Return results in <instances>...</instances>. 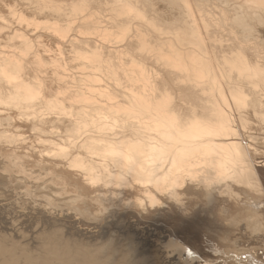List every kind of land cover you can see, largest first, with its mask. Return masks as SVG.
Here are the masks:
<instances>
[{
	"label": "bare ground",
	"instance_id": "obj_1",
	"mask_svg": "<svg viewBox=\"0 0 264 264\" xmlns=\"http://www.w3.org/2000/svg\"><path fill=\"white\" fill-rule=\"evenodd\" d=\"M188 1L162 29L141 0H0L6 177L99 228L64 227L65 264L264 260V0Z\"/></svg>",
	"mask_w": 264,
	"mask_h": 264
},
{
	"label": "rangeland",
	"instance_id": "obj_2",
	"mask_svg": "<svg viewBox=\"0 0 264 264\" xmlns=\"http://www.w3.org/2000/svg\"><path fill=\"white\" fill-rule=\"evenodd\" d=\"M141 1L143 2V6L150 5L151 8H153L155 10L156 15H146V17H147L148 22H150L152 24V26L156 27V28L161 27L163 29L165 25H169L170 23L175 22V20L179 17V15L183 14L181 12H183L184 7L181 4H179L182 2V0H176L177 1L176 3L171 2V1H175V0H141ZM163 1H166V2H163ZM190 1L191 0H189L188 2H190ZM216 1L217 0H214V1L211 0L213 5H214V3H218V1L217 2ZM192 2H195L196 4H198V6L200 5V3H197V0H192L191 3ZM201 3L205 4L204 0H201ZM206 3L207 4L205 6H207V5L211 6L212 5V3H210V1H208V0L206 1ZM209 3H210V5H209ZM169 5H171L170 7L174 6V8H170ZM178 5H179V7H178ZM190 5H192V4H190ZM175 10H177V11H175ZM210 10H211V7H210ZM174 11L177 12L179 15L178 14L176 15V13ZM208 12H210V11H208ZM256 130H257L256 132L264 134L263 130L258 129V128H256ZM1 162L2 161L0 159V193L2 194L4 192L8 197L4 193L2 195L0 194V200H1L0 201V232H1L0 236L2 235L0 237V264H15V263L16 264H35L33 262H36V264L37 263L38 264H50L51 262H52L51 264H53V263L54 264H65L64 263L65 262L64 261L65 256H64L63 252L61 250L59 251V249H58V248L63 249V246H62L63 243L61 242V239H62V237L63 238L65 237V234H64L65 228L64 227L65 226L69 227L72 224V229L74 231L85 232L88 234L96 233L99 228L93 224L82 225L81 223H79L81 221V219H80L81 216L78 214H75V212L70 210V209L60 210L58 207H50V205L47 204L48 202L46 201V198L44 197V195H39V193L35 190L34 187H29L27 185H24L23 182H19L17 179H14L15 180L14 181L13 179L6 177L8 171L15 178H20L22 176V174L16 172V171H18V169L16 166H13L14 162H11V164H8L10 166V167H8L9 168L8 171L4 170L5 165L3 166ZM3 176H4V178H3ZM48 179H49V176L43 174L41 176L36 177V179H30V180H33L32 182L34 183V185H38L41 188V190H45L44 187H46L48 185V183H50V181ZM44 180H47V181L43 182ZM2 181H3V183H2ZM19 183H20V185H18ZM15 187H17L18 190ZM35 191L37 192L38 196L36 195ZM33 196L34 197L36 196V197L34 198ZM1 197H2V199H1ZM3 197H5V198H3ZM66 201H71V200H66ZM26 202H27V204H26ZM28 208H29V210H28ZM31 211L33 213H31ZM18 215L19 216L22 215V216L19 217ZM2 219H3V221H2ZM34 221L36 223H34ZM113 221H114V218L109 217L104 222L111 224ZM45 224H47L48 226ZM50 225H51V227H50ZM156 226L159 227L162 225H160L159 223H154V222L148 221V222L142 223L139 226H137V229L140 230L141 232L143 231V233H145L146 231H147V233H151L152 237H148V239L151 242H153L156 237H165L168 235V233L170 231V229L168 227H166L165 229L162 227H161V229H154V227H156ZM52 233H54V234H52ZM60 237H61V239H60ZM144 237H146V236H144ZM65 249L68 250V248H66V247H65ZM45 250H46V252L50 250L48 252V255L45 252ZM184 250H186V249L178 247L176 249V251H169L170 253H168L167 256L169 259L174 258V256L180 257V258H186L187 260H185V261H190V264H196V263L202 262V259L195 252L191 251L192 255H188L187 254L188 251L187 250L184 251ZM204 250L208 251V252L211 251L207 247H205ZM213 250L218 251V249L216 250L214 248H213ZM55 251H58V252H55ZM173 252H177V254L172 255ZM53 253H54V255H53ZM55 253H58V254H55ZM7 255H9V256H7ZM182 255H184V257H182ZM244 257H245V255H243V258ZM194 258H199L200 261L192 262V259H194ZM20 259H22V260H20ZM48 259H50L49 260L50 262L48 261ZM52 259L53 260L55 259V261H53ZM44 261H46V262H44Z\"/></svg>",
	"mask_w": 264,
	"mask_h": 264
},
{
	"label": "clouds",
	"instance_id": "obj_3",
	"mask_svg": "<svg viewBox=\"0 0 264 264\" xmlns=\"http://www.w3.org/2000/svg\"><path fill=\"white\" fill-rule=\"evenodd\" d=\"M173 201L177 204V202L175 200H173ZM177 205L178 206H182L180 204H177ZM134 258L137 261H139V264H145V262H146V258L139 255V253H138V246L137 245H135V247H134Z\"/></svg>",
	"mask_w": 264,
	"mask_h": 264
},
{
	"label": "water",
	"instance_id": "obj_4",
	"mask_svg": "<svg viewBox=\"0 0 264 264\" xmlns=\"http://www.w3.org/2000/svg\"><path fill=\"white\" fill-rule=\"evenodd\" d=\"M259 177H260V180H262L263 182V187H264V167L260 168L259 170Z\"/></svg>",
	"mask_w": 264,
	"mask_h": 264
},
{
	"label": "snow or ice",
	"instance_id": "obj_5",
	"mask_svg": "<svg viewBox=\"0 0 264 264\" xmlns=\"http://www.w3.org/2000/svg\"><path fill=\"white\" fill-rule=\"evenodd\" d=\"M188 255H192V253L188 252ZM247 255H248V258L250 259L251 258L250 254H247ZM253 264H255V261H253ZM261 264H264V260L261 261Z\"/></svg>",
	"mask_w": 264,
	"mask_h": 264
}]
</instances>
